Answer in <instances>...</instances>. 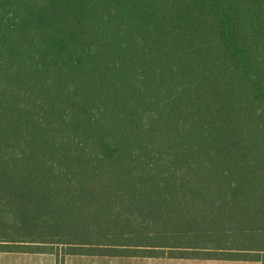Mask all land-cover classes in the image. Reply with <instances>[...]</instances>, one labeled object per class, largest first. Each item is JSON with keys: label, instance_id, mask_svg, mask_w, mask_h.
<instances>
[{"label": "trees", "instance_id": "1", "mask_svg": "<svg viewBox=\"0 0 264 264\" xmlns=\"http://www.w3.org/2000/svg\"><path fill=\"white\" fill-rule=\"evenodd\" d=\"M54 247L264 264V0H0V251Z\"/></svg>", "mask_w": 264, "mask_h": 264}, {"label": "crops", "instance_id": "2", "mask_svg": "<svg viewBox=\"0 0 264 264\" xmlns=\"http://www.w3.org/2000/svg\"><path fill=\"white\" fill-rule=\"evenodd\" d=\"M64 254H66V256H68L69 259L82 262L81 264H251V262L255 264V262H257L251 260L175 258L168 256H146V255L144 256L138 252L130 251V250L125 251L121 255H109V254H97V253L96 254L64 253Z\"/></svg>", "mask_w": 264, "mask_h": 264}, {"label": "rangeland", "instance_id": "3", "mask_svg": "<svg viewBox=\"0 0 264 264\" xmlns=\"http://www.w3.org/2000/svg\"><path fill=\"white\" fill-rule=\"evenodd\" d=\"M47 250V249H46ZM50 250V249H49ZM56 255L52 253H25L0 251V264H81L82 262L69 259L64 250L54 247ZM78 258V257H75ZM251 264H254L251 262ZM255 264H259L255 262Z\"/></svg>", "mask_w": 264, "mask_h": 264}]
</instances>
